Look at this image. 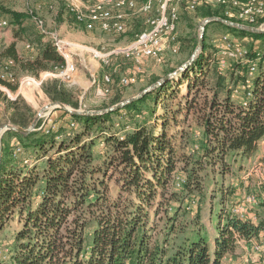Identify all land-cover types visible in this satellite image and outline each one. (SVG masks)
<instances>
[{"label":"trees","instance_id":"obj_1","mask_svg":"<svg viewBox=\"0 0 264 264\" xmlns=\"http://www.w3.org/2000/svg\"><path fill=\"white\" fill-rule=\"evenodd\" d=\"M202 12L204 17L240 22L227 17L224 7L209 6ZM9 13L18 24L28 17ZM211 25L251 39L249 58L256 60L264 33L210 22L204 49L193 64L140 99L99 115L64 109L77 124L71 127L67 120L59 131H7L22 147L16 154L15 145L6 141L0 161V236L14 228L11 264H222L237 249L234 231L246 239L259 235L262 225L232 218L221 201L212 209L218 235L215 248H210L200 212L190 217V205L185 206L203 190V170L211 168L224 177L231 166L253 157L264 139V57L252 88L244 91L246 104L240 102L234 96L248 79V66L233 62L230 70L220 72L219 62L208 53ZM8 61L14 63V80L18 72L37 77L65 65L50 42L43 43L35 59L21 57L16 44L0 48V72ZM185 82L188 90L182 94ZM2 84L17 90L13 83ZM44 91L54 102L79 107L60 81L49 82ZM12 105V123L27 128L31 107L25 105L21 112L16 103ZM159 108L165 114L155 119ZM193 111L200 131L198 154L178 157L190 136L185 130L169 133V117L177 127L178 118L185 116V125ZM119 114H127L135 124L126 129L121 120L124 127L117 129L114 118ZM135 114L142 119H135ZM27 155L39 164H29ZM181 161L186 173L178 174L186 178L183 195L175 191L181 189L176 185L169 188Z\"/></svg>","mask_w":264,"mask_h":264},{"label":"rangeland","instance_id":"obj_2","mask_svg":"<svg viewBox=\"0 0 264 264\" xmlns=\"http://www.w3.org/2000/svg\"><path fill=\"white\" fill-rule=\"evenodd\" d=\"M4 3L9 4L5 7L22 8L26 11L29 18L36 16L39 21L44 23V29L49 33H58L60 38L66 43L71 44L69 47L70 60L76 65V72L71 79H65L59 75V71L42 72L39 76L35 77L27 73H16L17 79L13 84L17 86L16 91H12L9 87L7 90L0 91V160L2 155L3 144L8 141L10 145L14 146L19 139L11 138L8 136V126L21 128L12 123V115L14 108L12 103H16L21 112H24L25 105L32 109V119L27 128L35 133H47L48 131H59L60 128L66 126L65 114L63 108L59 105L61 103L52 101L44 91V87L51 81L57 80L66 86L73 96V101L79 104L78 109L69 105H65L70 110L83 111V112H104L115 106L131 100L147 90H151L161 79L165 76L177 71L182 65L190 61L200 47V40L202 37V30L205 22L211 17H204L202 14L204 6L200 11L190 13L183 5L180 10V20L178 23V34L180 39V50L177 54H169L164 64H157L153 60H148L144 63L141 71H138L134 62L124 58L123 56H110L109 64L95 59L92 63V53L90 51L97 50L104 55H108L118 48L127 47L133 40V36L137 33L138 29L145 26L144 18L140 17L134 22L133 28L126 35L116 37L101 33L99 31L88 33L87 30L77 25L71 13L73 0H3ZM3 8L6 15H11L9 8ZM33 11V12H32ZM48 17L47 19L45 18ZM12 16V15H11ZM208 25V24H207ZM205 26V31L206 27ZM40 26V25H39ZM231 34L233 38L240 39L241 43L250 50L254 42L249 38L236 35L234 33L226 32L218 25H211L208 27L207 37L210 46L208 53L213 56L217 61L221 58L217 45V39L223 35ZM205 36V32H204ZM259 46V42L255 43ZM109 75L112 77L111 93L103 95L101 90L104 87V76ZM135 76L137 83L131 87L124 88L120 85L123 77ZM180 77V76H178ZM176 78V77H175ZM156 79H160L155 82ZM174 79V78H172ZM188 83L180 87L182 94L187 93ZM181 94V95H182ZM181 96L178 98L180 99ZM201 100V98H200ZM179 100L174 103L178 105ZM165 111L159 108L155 119L163 116ZM135 119L141 120L140 115L135 114ZM68 121L72 118L67 117ZM116 127L122 129L124 126L120 124L124 120L126 129L131 128L135 124L127 114L116 115ZM129 119V120H128ZM131 119V120H130ZM170 128L169 133H177L184 131L190 136V141L184 152H179L178 157L182 155H194L196 158L199 150V137L200 131L195 122L194 111L191 112L188 121L184 125L185 116L178 118L179 125L175 126L173 117L170 115ZM73 122H75L73 120ZM157 122V121H156ZM183 122V123H182ZM77 124V123H76ZM119 124V125H118ZM188 124V125H186ZM128 127V128H127ZM30 132V133H31ZM260 160L264 161V151L260 153ZM29 164L38 165L39 163L35 158L27 155ZM184 162L177 163V168L173 173L172 181L169 188L176 189L174 180L178 174H186L184 170ZM242 167L240 164L231 166V171L224 177H221L216 170L206 168L201 172L203 177L201 193L194 194L186 202V205L192 206L190 217L194 216L196 212H200L203 224L207 227L211 243L218 235L217 223L215 221V213L212 209L218 208L221 201H224L225 212L232 213V209L238 204V200L244 195L249 193L261 194L262 191L258 189L256 180L252 177L249 180H244L243 171L248 168L246 162ZM32 166V167H33ZM186 176V175H185ZM184 188L176 189L178 193L185 194ZM234 189V193H232ZM224 195V198L221 195ZM15 226V225H14ZM13 227L7 230L5 234L0 236V264H11V255L13 246ZM11 249V250H10ZM229 255V254H228ZM232 261L229 264H252L256 258V252L249 247H237L236 251L230 254Z\"/></svg>","mask_w":264,"mask_h":264},{"label":"built area","instance_id":"obj_3","mask_svg":"<svg viewBox=\"0 0 264 264\" xmlns=\"http://www.w3.org/2000/svg\"><path fill=\"white\" fill-rule=\"evenodd\" d=\"M183 5L190 13L204 6L224 7L225 14L230 19H236L240 21L237 23L264 31V0H78L70 10L77 25L88 32L99 31L116 37L126 35L133 28L136 19L143 17L146 27L134 35L127 47L118 48L108 55L97 50L90 51L94 60H100L105 64H109V58L112 55L123 56L134 62L138 71H141L146 61L153 60L157 64H164L169 54L179 52L178 23ZM39 24L43 33L50 37L53 47L65 59V65L57 69L59 75L65 79H71L76 72V65L70 60L69 47L72 45L62 40L59 35L48 33L42 21H39ZM216 41L220 44L217 47L222 56L218 58L220 72L225 73L230 70L233 62L247 65L248 79L243 87L246 90L251 89L253 78L259 71V62L264 57V43L260 44L261 48L257 52L256 60H251L249 50L240 39L233 38L231 34L223 35ZM13 65L12 61H8L0 72V91L7 90V87L2 84L3 81L14 82L11 73ZM136 83L135 76H128L121 79L120 85L127 88ZM112 84V77L105 75L101 93L110 94ZM249 97L251 92L247 94V98ZM245 101L243 103L246 104ZM70 124L71 127L76 126L75 122ZM15 149L16 154L22 153L20 142L16 143ZM256 154L247 160L246 163L249 165L243 171L242 178L249 180L253 177L258 189L263 191L261 194H244L232 209V213L227 214L241 222L262 225L259 235L250 239L241 237L233 231L237 247L245 248V250L252 247L256 252V258L252 264H264V161L260 160L261 155L255 159ZM185 183L184 176L178 175L175 178V185L178 188ZM192 209L191 205L188 206L189 211Z\"/></svg>","mask_w":264,"mask_h":264},{"label":"crops","instance_id":"obj_4","mask_svg":"<svg viewBox=\"0 0 264 264\" xmlns=\"http://www.w3.org/2000/svg\"><path fill=\"white\" fill-rule=\"evenodd\" d=\"M77 2L78 0H73V3L76 4ZM6 5L9 6V4L4 3L3 0H0V48L16 44L17 51L21 57L35 59L38 56L40 47H42L43 43H51L50 37L43 33L41 27L39 26V19H37L36 16L32 18L27 17L26 19L22 20L20 24H18L16 23V20L13 18V16L6 15L3 11V8ZM5 8H9L11 12L26 14L24 9L13 7L12 5ZM45 18L47 19L48 17L45 15ZM55 34L58 35V33ZM91 60L92 63L95 62L93 58ZM245 90L246 89L242 86L236 91L234 97L240 102H243L245 100ZM67 117L69 116L67 115L65 120H68ZM262 150L264 151V139L259 144L258 152L254 157L255 159H258L260 153H262ZM245 162H247V160ZM243 164L242 166L244 167ZM210 248H215V240L212 243L210 241ZM230 261H232V257L231 255H228L223 259L222 264H229Z\"/></svg>","mask_w":264,"mask_h":264},{"label":"water","instance_id":"obj_5","mask_svg":"<svg viewBox=\"0 0 264 264\" xmlns=\"http://www.w3.org/2000/svg\"><path fill=\"white\" fill-rule=\"evenodd\" d=\"M220 22V23H223L225 25H228V26H231L235 29H238V30H242V31H246V32H249V33H264V31L262 30H259L257 28H254V27H251V26H246V25H243L241 23H237V22H233V21H230V20H225V19H222V18H217V17H214V18H209L204 26H203V34H202V37H201V40H200V47H199V50L196 52V54L194 55V57L188 61L187 63H185L184 65H182L177 71L165 76L163 79H161L155 86H153L151 88V90L157 88L158 86L162 85L164 82L172 79V78H177L178 76L182 75L184 71H186L188 69L189 66H191L193 64V62L200 56V54L202 53L203 49H204V32H205V26L207 24H209L210 22ZM150 89L143 92L141 95L135 97V98H132L131 100L129 101H126L125 103H122V104H119L117 106H115L114 108H111L109 110H106L104 112H101V113H98V112H83V111H75V110H70L68 109L64 104H60L59 106L67 111H69L71 114H79V115H99V114H104V113H108V112H112L114 110H117L119 108H122L123 106L133 102V101H136L138 99H140L145 93L151 91ZM8 131H15V132H18V133H22V134H28L30 133L31 131L30 130H24V129H21V128H16V127H12V126H8L7 128ZM1 161V160H0Z\"/></svg>","mask_w":264,"mask_h":264}]
</instances>
